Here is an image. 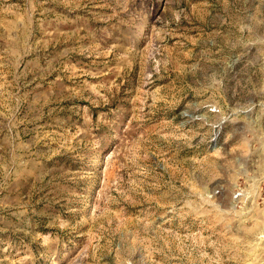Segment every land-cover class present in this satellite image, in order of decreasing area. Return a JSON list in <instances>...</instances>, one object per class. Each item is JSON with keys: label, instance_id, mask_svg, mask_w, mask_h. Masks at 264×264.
Here are the masks:
<instances>
[{"label": "rangeland", "instance_id": "1", "mask_svg": "<svg viewBox=\"0 0 264 264\" xmlns=\"http://www.w3.org/2000/svg\"><path fill=\"white\" fill-rule=\"evenodd\" d=\"M0 264H264V0H0Z\"/></svg>", "mask_w": 264, "mask_h": 264}]
</instances>
